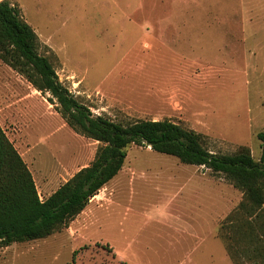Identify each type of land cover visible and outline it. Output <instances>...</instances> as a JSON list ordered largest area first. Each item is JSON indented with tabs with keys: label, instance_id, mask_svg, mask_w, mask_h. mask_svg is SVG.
I'll return each mask as SVG.
<instances>
[{
	"label": "rangeland",
	"instance_id": "374dc122",
	"mask_svg": "<svg viewBox=\"0 0 264 264\" xmlns=\"http://www.w3.org/2000/svg\"><path fill=\"white\" fill-rule=\"evenodd\" d=\"M8 1L35 31L58 81L92 114L121 124L168 120L200 134L212 153L246 147L259 159L264 0ZM49 98L0 60V126L40 200L88 166L100 146L75 133ZM195 175L230 199L218 216L209 205L198 211L187 182ZM241 198L208 169L131 146L111 204L93 201L60 232L0 248V264H128L135 256L233 264L216 232Z\"/></svg>",
	"mask_w": 264,
	"mask_h": 264
},
{
	"label": "trees",
	"instance_id": "16d2710c",
	"mask_svg": "<svg viewBox=\"0 0 264 264\" xmlns=\"http://www.w3.org/2000/svg\"><path fill=\"white\" fill-rule=\"evenodd\" d=\"M0 60L47 93L75 133L100 145L88 166L40 200L29 169L0 126V248L43 240L67 228L122 170L128 149L136 146L208 169L239 190L242 198L216 237L233 264H264V130L256 135L261 153L255 160L246 147L232 154L212 153L200 134L168 120L121 124L92 114L58 81L51 60L38 52L35 31L8 0H0Z\"/></svg>",
	"mask_w": 264,
	"mask_h": 264
},
{
	"label": "crops",
	"instance_id": "0c3cea01",
	"mask_svg": "<svg viewBox=\"0 0 264 264\" xmlns=\"http://www.w3.org/2000/svg\"><path fill=\"white\" fill-rule=\"evenodd\" d=\"M119 173L111 181H109L102 189H100L98 194L96 196H94L89 201V204L86 206V208L79 215L82 214L84 216H87V214L91 211V209L89 207H91L93 201H97L98 204H100V201H101L102 206H100V207H103V208H104V206L111 204V201L108 199L111 197V194L114 195L116 193L117 184L119 183ZM188 181L190 183H194V186L192 188L194 189L195 194L198 195L197 197H198L199 203H200V208H198L199 212H202L203 208L206 210L208 208L207 205H209L210 210L211 211L215 210L216 211L215 213L217 215L220 203L223 206H227L229 203H231L230 199H228L226 195L223 196L220 193L218 184L211 183L210 185L204 186L202 175L191 176V178H188L187 182ZM110 182H111V184H113V186H111V188H110L111 184H109ZM105 192H106V194H105ZM204 202H205V205H204ZM97 208H99V207H97ZM217 216H216V218H217ZM87 220H88V217H87ZM83 224H85V223H83ZM181 240L183 241V238H181ZM105 246L110 248V246L108 244H106ZM110 249L113 252V249L112 248H110ZM116 258H117V256H116ZM118 261L121 262V260H118ZM127 263L128 264H150L149 262H146L145 260L139 258L138 256H135V258L133 260L129 259V261ZM123 264H125V263H123Z\"/></svg>",
	"mask_w": 264,
	"mask_h": 264
}]
</instances>
